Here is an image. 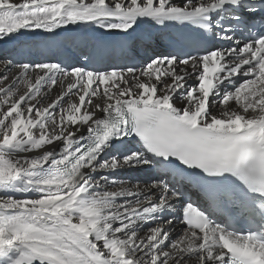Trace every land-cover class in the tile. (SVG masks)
Returning <instances> with one entry per match:
<instances>
[{
    "label": "snow or ice",
    "instance_id": "1",
    "mask_svg": "<svg viewBox=\"0 0 264 264\" xmlns=\"http://www.w3.org/2000/svg\"><path fill=\"white\" fill-rule=\"evenodd\" d=\"M0 49V264H264V0H0Z\"/></svg>",
    "mask_w": 264,
    "mask_h": 264
},
{
    "label": "bare ground",
    "instance_id": "2",
    "mask_svg": "<svg viewBox=\"0 0 264 264\" xmlns=\"http://www.w3.org/2000/svg\"><path fill=\"white\" fill-rule=\"evenodd\" d=\"M15 2H21V0H15ZM139 30L146 32V31H149L150 29L148 28V25L145 24V25H142L141 29H139ZM7 47H10V45H8ZM134 48H135L134 53H131L126 57H119V56L114 57V58H112V60L110 62L121 64V63H127L128 61H131V62H134L137 65V67H139V60H140L141 56L143 55L144 47L142 46L141 42L139 40H137L135 45H134ZM0 50H4V49H0ZM81 59H84V58L81 57ZM128 65H130V64H128ZM240 82H242V81H240V80L235 81V83H237V85ZM191 83H192V81H189V84H191ZM44 91H46V90H42V95H43ZM59 92H60V86L57 85V87L55 89H52L50 92L47 93V96L44 97V99L42 100V103H48V102H50L51 99H55V97L59 94ZM178 106H179V104H178ZM213 112L216 114H219V110L216 108H213ZM193 199L194 200L196 199L195 195L193 196ZM181 228H182L181 221L177 220L176 232L179 233L181 231Z\"/></svg>",
    "mask_w": 264,
    "mask_h": 264
}]
</instances>
